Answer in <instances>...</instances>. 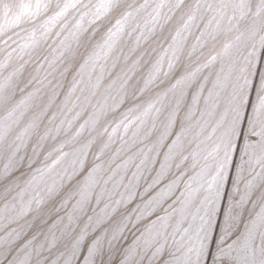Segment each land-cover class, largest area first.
<instances>
[{
    "label": "rangeland",
    "instance_id": "1",
    "mask_svg": "<svg viewBox=\"0 0 264 264\" xmlns=\"http://www.w3.org/2000/svg\"><path fill=\"white\" fill-rule=\"evenodd\" d=\"M262 99L264 0H0V264H264Z\"/></svg>",
    "mask_w": 264,
    "mask_h": 264
},
{
    "label": "snow or ice",
    "instance_id": "2",
    "mask_svg": "<svg viewBox=\"0 0 264 264\" xmlns=\"http://www.w3.org/2000/svg\"><path fill=\"white\" fill-rule=\"evenodd\" d=\"M122 29L118 28L116 31H113L111 32L107 39L104 40L103 44H101L97 50V52L94 54V56L92 57H89L90 61L91 62H95V60L99 59L100 56L102 54H107L108 51H111V48L113 46V44L115 43L116 39H118V35H119V32L121 31ZM76 34L73 33V36H75ZM259 82V80H258ZM260 104L262 106H264V99L260 100ZM227 220V217L226 216H218L217 218V228H219L220 225L224 224ZM211 256H212V253H211V250L209 251V260H208V264H211Z\"/></svg>",
    "mask_w": 264,
    "mask_h": 264
},
{
    "label": "bare ground",
    "instance_id": "3",
    "mask_svg": "<svg viewBox=\"0 0 264 264\" xmlns=\"http://www.w3.org/2000/svg\"><path fill=\"white\" fill-rule=\"evenodd\" d=\"M260 103V102H259ZM238 121V120H237ZM234 122V121H233ZM251 122V121H250ZM253 122V121H252ZM253 124V123H252ZM237 125V124H236ZM253 133V132H252ZM233 137V135H232ZM236 137V136H235ZM235 141V140H234ZM224 146V145H223ZM224 148V147H223ZM219 150V149H218ZM223 152V151H222ZM219 153V152H218ZM225 153V152H224ZM222 156V155H221ZM228 156V155H227ZM225 159V158H224ZM217 164V163H216ZM225 164V163H224ZM226 166V165H225ZM225 168V167H224ZM209 169V168H208ZM215 169V168H214ZM221 171V170H220ZM221 175V174H220Z\"/></svg>",
    "mask_w": 264,
    "mask_h": 264
}]
</instances>
